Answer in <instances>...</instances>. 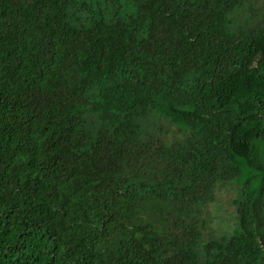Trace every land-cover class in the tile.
I'll list each match as a JSON object with an SVG mask.
<instances>
[{
	"label": "trees",
	"instance_id": "trees-1",
	"mask_svg": "<svg viewBox=\"0 0 264 264\" xmlns=\"http://www.w3.org/2000/svg\"><path fill=\"white\" fill-rule=\"evenodd\" d=\"M0 264H264V0H0Z\"/></svg>",
	"mask_w": 264,
	"mask_h": 264
},
{
	"label": "rangeland",
	"instance_id": "rangeland-1",
	"mask_svg": "<svg viewBox=\"0 0 264 264\" xmlns=\"http://www.w3.org/2000/svg\"><path fill=\"white\" fill-rule=\"evenodd\" d=\"M237 193V183L218 189L216 199L209 207L212 219L211 228L214 232H231L235 227L237 218L233 199Z\"/></svg>",
	"mask_w": 264,
	"mask_h": 264
}]
</instances>
